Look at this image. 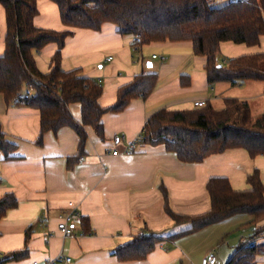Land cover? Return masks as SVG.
<instances>
[{
	"label": "crops",
	"instance_id": "0c3cea01",
	"mask_svg": "<svg viewBox=\"0 0 264 264\" xmlns=\"http://www.w3.org/2000/svg\"><path fill=\"white\" fill-rule=\"evenodd\" d=\"M225 1L216 0L219 4ZM36 6L34 25L71 30L60 49V66L64 70L79 67L84 75L97 78L102 86L98 98L102 107L111 105L118 87L135 74L154 72L157 80L146 97L133 98L122 111L102 114L104 138L86 125L85 153L70 166L68 158L78 154L76 131L70 126L48 130L42 143H37L39 110L8 103L0 93V124L16 144L8 158L0 150V195L12 191L17 198V204L0 218V256L27 246L25 257L3 264H46L48 260L53 264H200L211 249L216 252V264H227L234 247L252 233L245 225L251 215L236 213L172 241L170 234L190 224L173 223L164 210L161 187L167 190L174 211L201 214L210 208L205 186L210 176H226L234 189L244 190L249 188L246 176L257 168L264 184V155L251 157L243 147H231L187 163L164 144H140L137 138L157 109L193 108L195 100H209L218 107L224 97H237L249 104L257 102L259 113L264 110V81L209 84L206 57L193 52L190 40L136 45L135 36L120 33L113 22L105 21L99 29L71 27L62 23L53 0H36ZM5 33V11L0 3V54ZM56 49L55 42H48L34 52L41 72L49 70ZM256 52H264V34L254 45L221 41L218 59ZM250 87L256 91L249 97L247 92L242 95ZM69 110L80 121V104L70 103ZM67 209L74 211L73 235L69 236L57 228L59 215ZM82 218L88 231L83 230ZM144 226L162 239L142 259H118L113 249ZM246 231L249 233L244 235ZM62 256L71 259L64 262ZM255 264H264V252L256 256Z\"/></svg>",
	"mask_w": 264,
	"mask_h": 264
},
{
	"label": "trees",
	"instance_id": "16d2710c",
	"mask_svg": "<svg viewBox=\"0 0 264 264\" xmlns=\"http://www.w3.org/2000/svg\"><path fill=\"white\" fill-rule=\"evenodd\" d=\"M59 8L63 24L71 27L99 29L103 22L117 25L122 34L135 36L134 44L151 41L190 40L196 55L206 57L204 69L209 84L227 81L234 85L243 80L264 81V52L219 58L221 41L231 40L254 45L264 34V0H53ZM5 11L6 33L4 51L0 54V93L6 102L23 104L39 110V134L56 132L62 126L72 127L78 134V154L68 158L70 166L84 155L87 139L85 126L93 128L104 138L102 114L122 111L135 97H146L154 88V72L135 74L128 83L118 87L115 101L102 107L98 98L102 86L97 78L86 76L79 67L64 70L60 66V49L71 30H54L34 25L38 9L36 0H0ZM55 42L57 49L50 58L47 72H41L34 52L46 43ZM183 84L187 83L181 77ZM25 85L31 89L21 98ZM80 104V121H76L69 104ZM137 142L164 144L181 162H200L209 154L231 147H243L251 157L264 155V110L253 113L249 102L237 97H224L217 107L207 100L202 106L186 109L161 107L146 120ZM16 144L11 142L0 124V150L4 158L10 157ZM248 189H234L226 176H210L206 190L210 198L208 211L188 215L174 211L168 203V194L161 187L164 210L175 225L189 223L184 230L169 235H180L200 229L236 213H247L251 218L245 223L252 233L233 249L227 264H255L256 256L264 252V237L253 243L249 238L264 229V184L259 169L246 176ZM17 204L12 191L0 195V218ZM87 222L82 218L84 231ZM26 240L29 230L25 233ZM162 239L144 226L141 232L116 246L113 254L120 260L144 258ZM25 240V244H26ZM27 254V246L0 256V264L18 260Z\"/></svg>",
	"mask_w": 264,
	"mask_h": 264
},
{
	"label": "built area",
	"instance_id": "2783aa9c",
	"mask_svg": "<svg viewBox=\"0 0 264 264\" xmlns=\"http://www.w3.org/2000/svg\"><path fill=\"white\" fill-rule=\"evenodd\" d=\"M110 58V57H109ZM31 91L28 85H25L24 92L22 94H18L15 98H21L25 93H29ZM205 103L204 99L195 100L194 106H202ZM69 206H72V203H69ZM74 211L72 209L63 210L59 215V221L57 223L58 230L62 233V235L69 236L73 235V229L71 225L72 218L74 217ZM264 237V229L260 232L259 235L249 238L247 243H253L257 240H260ZM64 262L70 261L69 256H62ZM217 256L215 250L211 249L207 251L200 259V264H216ZM37 264V263H35ZM46 264H53V261L48 260Z\"/></svg>",
	"mask_w": 264,
	"mask_h": 264
},
{
	"label": "rangeland",
	"instance_id": "374dc122",
	"mask_svg": "<svg viewBox=\"0 0 264 264\" xmlns=\"http://www.w3.org/2000/svg\"><path fill=\"white\" fill-rule=\"evenodd\" d=\"M262 84H264V82H261ZM241 89H243V88H241ZM256 91V88L255 87H250V88H248V91L247 90H245V91H242V95L243 94H246V93H243V92H247L248 94H246V97H249L251 94H253L254 92ZM220 103V104H219ZM219 103H217V105H218V107H220V106H222V101H219ZM250 105H251V108H252V111L254 112V113H257L256 111H259L258 109H257V102H250ZM249 232L248 231H246L245 232V234L244 235H247ZM244 239H247V238H244ZM261 240V239H260Z\"/></svg>",
	"mask_w": 264,
	"mask_h": 264
}]
</instances>
